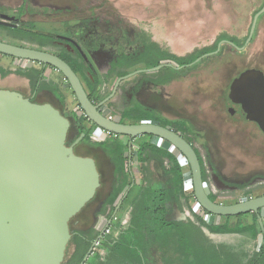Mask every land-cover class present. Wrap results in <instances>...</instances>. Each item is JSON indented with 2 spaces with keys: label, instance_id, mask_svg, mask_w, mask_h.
<instances>
[{
  "label": "rangeland",
  "instance_id": "1",
  "mask_svg": "<svg viewBox=\"0 0 264 264\" xmlns=\"http://www.w3.org/2000/svg\"><path fill=\"white\" fill-rule=\"evenodd\" d=\"M1 1L4 2V0ZM25 4L28 8L25 9L20 24L33 27L36 32L51 33V39L48 42L45 40L44 46L47 49L58 52L60 47L65 48V45L53 43L57 35L76 37L75 39L83 42V50L91 54L87 53V63L91 65L90 60L93 58L94 65L97 66L96 72L101 75L102 83L95 102H100L112 92L120 76L119 71L129 72L135 68L153 66L147 62H153L155 58L164 55L190 59L203 50L212 49L223 35L243 41L245 36L243 26L248 27L252 15V12L250 14L243 9V0H26ZM246 15H248V23H246ZM36 22L38 27L35 26ZM21 30L20 28L16 30L0 28V39L6 41L5 39L16 40L17 38L22 45H38L37 38L40 36L18 32ZM85 34L95 38L96 41L84 42L82 38ZM263 47L264 28L261 27L253 51L257 53ZM121 54L124 57H121ZM231 55L239 57L233 53ZM261 55L256 57L260 59ZM132 58L138 59V63L133 65ZM14 60L9 55H0V68L3 73L7 71L6 75L0 71V89L25 91L28 94L33 88L40 93L41 88L35 89L31 77L27 76L31 80L28 84L25 76L17 71L20 69L28 72L30 67L34 68L36 65L37 69H40L41 65L27 59L15 60L16 62ZM222 60L223 58L220 57L214 59L213 55L207 56L194 64V68L188 72L179 74H171L167 69L158 76H153L150 72L137 74L121 81L111 100L116 102L119 108H125L134 101L162 117L182 116L185 120H189L191 123L188 125L192 129L190 135L194 137V145L200 148L206 167L205 188L208 192L215 194L219 202L236 203L264 194V160L255 167L250 166L248 162L243 164L245 161L242 159L243 154L235 151V153H229V159L225 161L222 149L223 141L225 143L227 141L224 140V136L221 137L216 121L213 118L212 124L200 120L201 112H205L207 116H214L211 108L212 97H218V91L225 88L226 83L228 86L231 79L238 74L237 69L228 71L227 65H223ZM160 63L179 66V62L171 58H161ZM48 69L51 67L48 66ZM44 75L43 83L48 84L47 81H50L51 88H56L65 96L61 100L57 93L55 95L51 93L55 97L54 99L52 96V101L72 122L68 135L70 143L79 136V129L71 115L69 116L72 111L81 113L77 99L61 72L52 67L51 70H46ZM223 81H225L224 84ZM157 93L168 97L167 105L159 103ZM34 99L40 102L48 100L39 94ZM140 99L143 100L142 103H139ZM156 106L159 110L155 108ZM209 108L211 109L208 110ZM103 109L106 114H111L116 120L119 119V116L112 113L107 104L103 106ZM78 118L86 130L90 131V139L82 140L76 146V151L79 155L97 158L103 186L93 201L73 218L71 229L73 231L86 229L97 219H100V227H103L109 219H112L114 228L108 229L106 234L108 239L114 240L129 227L131 216L136 208L132 204L122 203L114 216L110 218L102 216L101 212H104L107 204L106 199L112 193L117 181L115 164L98 145L105 140L95 135V130L98 129L96 125L80 119V116ZM258 135L260 136L257 140L264 147V136ZM114 138L115 136L111 135V139L107 140L113 141ZM139 139L140 137L134 139V148H138ZM147 139L169 150L183 166L187 164L185 157L166 140L160 137ZM229 148L230 151H234L233 144L230 143ZM145 155L148 157L145 163L150 172V179L156 184L157 191H164L166 196L165 220L180 223L191 220L198 223L188 208L180 207L171 170L173 162L163 154L150 149L145 151ZM133 167L134 179L137 183H141V173L135 169V164ZM185 170L184 190L190 192L193 187L191 171L187 168ZM180 198L183 202L185 201L183 196ZM191 203L194 210L202 216L205 215L208 221H222L218 215L205 214L195 200L192 199ZM151 205L154 203L151 202ZM186 211L188 212L185 213ZM146 217L147 222L143 228L145 233L143 253L146 264H225L227 260L225 257L216 260L212 255L203 261L194 253L187 256L177 239V232L162 228L160 223L154 221L155 214L152 212L146 214ZM261 217L264 222V208L261 210ZM243 220L252 222V215H248ZM235 221H237L236 218L233 222ZM202 231L210 237V241H216L215 244L208 241L206 245H226L235 253L237 264L245 263V260L262 245L261 233L258 234L253 249L246 252L247 239L243 234H216L211 233L206 227H202ZM203 245L200 247H205ZM141 260H143L142 256ZM134 264L143 263L135 260Z\"/></svg>",
  "mask_w": 264,
  "mask_h": 264
},
{
  "label": "water",
  "instance_id": "2",
  "mask_svg": "<svg viewBox=\"0 0 264 264\" xmlns=\"http://www.w3.org/2000/svg\"><path fill=\"white\" fill-rule=\"evenodd\" d=\"M263 11L264 7L255 15L248 41ZM221 43L214 53L219 51ZM229 43L238 50L243 49ZM0 53L49 65L61 72L90 122L108 133L128 137L129 165L132 164L133 140L137 137L149 134L171 143L190 166L194 196L202 208L218 216L255 213L264 235L261 217L264 194L236 203L212 200L204 185L199 155L181 133L155 121L120 122L102 110L116 94L121 81L165 66L191 67L211 53L202 54L188 64L160 63L119 76L112 92L100 102L90 98L79 75L55 53L1 40ZM229 98L240 104L247 118L257 122L264 132L263 71H242L230 85ZM71 124L50 102H38L18 90L0 89V264H63L74 235L70 222L95 197L102 184L96 159L75 152L86 133L81 132L72 143H67ZM111 223L109 219L99 238L104 237Z\"/></svg>",
  "mask_w": 264,
  "mask_h": 264
},
{
  "label": "trees",
  "instance_id": "3",
  "mask_svg": "<svg viewBox=\"0 0 264 264\" xmlns=\"http://www.w3.org/2000/svg\"><path fill=\"white\" fill-rule=\"evenodd\" d=\"M227 46L231 47L230 45ZM214 48H216V46ZM209 50L211 49L203 50L195 54L190 59H179L173 55H164L163 57L155 58V60L151 62L149 65H153V66L158 65L160 63L161 58L162 59L171 58L174 59L175 61L177 60L179 62V65L188 64L191 63L193 60H195L198 56L202 55L203 53H206ZM0 55L3 56L6 54L0 53ZM60 57H62L72 66L74 71L79 75L90 98L96 100L97 95L99 93L100 85L102 83L100 75L87 63L85 58L80 53H78V56H73L70 53L63 51L60 54ZM13 59H17V58L13 57ZM48 66L49 65L43 66L40 69H34L32 70L33 72H29V71L23 72L20 69H18L19 71L17 72H19V74L31 77L35 89L43 88V87L51 88L49 84L45 82L43 83L44 80L43 78L45 76L44 75L45 69H48ZM192 68H194V65L193 67L192 66L185 67L182 69L166 66L161 68L160 70L153 71L150 73L153 74V76H158L163 73V70L167 69L169 72H171V74H179V73L188 72ZM0 71L2 72L3 70L0 68ZM4 72L5 73L3 72L2 73L6 75L7 71ZM118 73L120 76H122L127 74L128 71H119ZM52 90L58 94L61 100H63L65 96L62 93H59V91L56 88H52ZM228 90H229L228 86H225V88H221L220 91H218L217 96H221L225 98V95L228 94ZM107 107L110 108L112 113H115L119 116L118 120L120 122L139 123L142 121H155L163 126H169L173 128L175 131L181 133L189 142L193 144L199 155V159L202 165L203 179L205 185L206 167L204 165V160L200 152V148H197L194 145V137L190 135L192 129L190 128V126L188 125L189 123L186 120L180 118L171 119L167 117H162L161 115H158L153 111L146 110L145 108L135 103L134 101H132V103L125 108H119L116 102L110 100L107 103ZM70 115L79 129V135L81 132H85L86 135L84 137V140L85 141L89 140L90 131H87L85 126L80 122L78 118L79 113L77 111H72L69 114V116ZM83 120L89 121L87 117H85ZM112 135L115 136L113 141L105 140L98 143V145L105 151V153L108 154V156H110V158L114 162L115 173L117 175L116 184L113 188L112 194L107 200L106 208L104 209L103 214L107 215V217L109 218L112 217V214L115 211L117 203L123 197H124L123 203L132 204L136 208V211L131 216L129 227L123 230L117 239L110 240L107 238V236L105 237V239L107 240V244H109L112 248L113 257L118 256V260H120V262H124L129 257L131 259H133L134 257L135 260L141 261V256L145 246V233L143 228L147 222L146 214L152 212L153 214H155L154 221L156 223H160L162 228L163 227L165 229L169 228L172 231L177 232L178 234L177 239L179 240V243L183 247L187 256H190L192 253H194L196 254V257L199 258L200 256V258L203 259V261H206L209 258V256L213 255L216 260L225 257L227 259L225 261V264H237V262H235V257H236L235 253L231 251L229 247H226V245L205 244L209 241V238L202 231V227H206L211 233H216V234L235 233V234L248 235L253 240H256L258 238V234L261 233L262 245L260 249L254 252V254L251 256L250 261L243 264H264V235L260 228L258 216L255 213H244L235 216H220L222 218V221L220 222L208 221L205 215L202 216L201 214L197 213L194 210V206L192 205L191 200L193 199L195 200V202H197V200L194 197L193 187H192V191L190 192L184 190V181H185L184 173L186 171L185 169L187 168L188 170H190V166L187 160H186L187 164L183 166L173 155V153L161 147L160 145H156L153 142L148 141L147 139L149 137L157 138V136L146 134L139 136L140 139L137 142L138 148L135 147L136 149L134 148L135 143L133 140L132 164L129 165V152H128L129 139L125 138L127 137L125 135H115V134ZM170 146L176 149L172 144H170ZM147 149H150L154 152H159L164 156L168 157L173 162L171 170L173 172L174 185L176 187V190L178 191L177 198L180 207L188 208L194 214L198 223L191 220L185 223H180L179 221L169 222L165 220L164 214L166 212V206H165L166 196L164 191L163 192L160 191L161 193L157 191L156 184L153 182L152 179H150L149 176L150 172L147 167V164L145 163L148 161V157L145 155V151ZM176 151L179 152L177 149ZM134 164L136 166L135 169H137L141 173V177H142L141 183H137L134 179V174H135L133 167ZM125 191H127L126 195H125ZM208 194L212 200L217 201V196L215 194L210 192H208ZM180 196H183L185 198L184 202L181 200ZM151 202H153L154 205H151ZM202 209L205 212V214H209V215L211 214L213 216H216L215 214L206 211L204 208ZM248 215H252V222L243 220L244 218H247ZM235 218L237 219V221L233 222ZM98 233H99L98 229H92L89 237L88 236L83 237L82 234L78 233L76 234L75 239L89 240L90 238L95 237ZM199 237H201V239H199ZM200 245H203L205 247L202 248L200 247ZM83 255L84 252L80 254L77 253L74 256L75 261L81 260Z\"/></svg>",
  "mask_w": 264,
  "mask_h": 264
},
{
  "label": "flooded vegetation",
  "instance_id": "4",
  "mask_svg": "<svg viewBox=\"0 0 264 264\" xmlns=\"http://www.w3.org/2000/svg\"><path fill=\"white\" fill-rule=\"evenodd\" d=\"M21 2H22V4H21ZM25 2H26V0H19V1L4 0V2H2V1L0 2V17H2V19L0 18V21H2V23H0L1 29L2 28L3 29H7V28L9 29L10 28V29L16 30V29L20 28L22 30L18 31V32H20L22 34L25 33V35H32L33 34V35L40 36L37 38V44L38 45H36V46L27 45V47H32V48L39 49V50H45V51H48L51 53H55L59 56L63 51H66L73 56H78V53H80L85 58V60L87 61L86 56H87V53L90 54V52H88L87 50L86 51L83 50L84 49L82 47L83 42L81 43V41L79 39H75L76 37L74 38V37H70V36H66V35H57L56 39L53 40V43H56V44H59L62 46L65 45V48L60 47V50L58 52H55L53 50L47 49L44 46V45H46L45 40H47V42H48L51 39V36H52L51 33H49V32H36L33 27L21 25L20 24L21 23V17L23 16L25 9L28 8V6H27V4H25ZM263 7H264V0H243V9H246V11L248 13L250 12V14L252 12L251 18L249 19L248 27L246 28V26H243V32L245 33L243 41L239 40L236 37L225 35L224 38H222L223 37L222 36L221 38H219L216 41V44H215L216 48H214L215 47L214 46L211 50L206 52V53H211L208 56L213 55L214 59L217 57L223 58L222 63H223V65H227L228 71H230L232 69H237L238 74L235 75L236 77L242 71L244 72L247 69H258V70L263 71V73H264V53H263L264 47H263V49H261L257 53H255L253 51L254 44H255L258 36H259V31H260L261 27L264 28V11L258 16L256 26H255V29L253 32V36L248 41L254 17ZM252 9H255V10H252ZM7 10H10L11 12H8ZM247 18H248V15L245 16L246 23H248ZM35 26L38 27L37 22L35 23ZM15 39L16 40L5 39L6 40L5 42L12 43L15 45H20V46H26V45H22V43L18 42L17 38H15ZM82 39L84 42L96 41L95 38H93V37L91 38V36H89L87 34H85ZM229 41L235 43L237 46H243V49L242 50L236 49L231 43H229ZM220 42H222V43H221L219 51L217 53H214L217 50L218 44ZM225 44L230 45L231 47H229ZM223 46H227V47H223ZM232 53L236 54L239 57L238 58H236V56L232 57V55H231ZM203 54H205V53H203ZM256 54H259V55L262 54L261 58L260 59L257 58L256 56H259V55H256ZM121 57H124V55L121 54ZM131 60H132L131 62L133 65L138 63V59L134 60L132 58ZM219 60L220 59H218V61ZM147 63L150 64L151 62H147ZM36 64L37 65L40 64L41 67L47 66V65H44V64L39 63V62H36ZM90 64H91L90 66L91 67L93 66L92 68L95 70L97 66L94 65L95 63H94L93 58H92V61L90 60ZM109 65L111 66L110 63H109ZM147 67H152V66H147ZM147 67L135 68L132 71H129L128 73L133 72V71L138 70V69H141V68H147ZM51 69H52V67H51ZM46 70L47 69H45V71ZM143 73H149V72H143ZM139 74H141V73H139ZM134 76L135 75H133L132 77H134ZM235 76L231 79V81L228 84L229 90H230V85H231L233 79L235 78ZM132 77H130V78H132ZM224 82L225 81H223V84H224ZM229 90H228V94L225 95V98L221 97V96H218L216 98L212 97L211 108H212V113L214 114V116L213 117H212V115L207 116V114L205 112H201L200 116L202 117V119H200V120L202 122L206 121L205 123H212V124H213V118L216 121V125H217L218 129L220 130L221 137L224 136V140L227 141V143H225V141H223L224 143H223V149H222V156L225 157V161H228L229 153H232V152L235 153V151H237L238 153L243 154L242 159H245V161H243V164L248 162V164L250 166L255 167L260 163L261 160H264V147L257 140L260 136L258 134H262V136H264V132L261 130V128L257 122H255L253 120H249L247 118L246 113L242 109V106L240 104L234 103L229 98ZM32 98L34 99L35 97H32ZM38 102H40V101H38ZM43 102H49V101H43ZM50 103H52V102H50ZM211 108H209L208 110H210ZM208 112L211 113V111H208ZM72 142H70V143H72ZM67 143L70 144L68 141H67ZM230 143L234 145V151H230V148H229ZM75 152L77 153L76 147H75ZM86 156H88V155H86ZM261 158H263V159H261ZM95 159L97 161V165L99 168V164H98L99 162H98L97 158H95ZM102 186H103V182H102L100 188ZM99 189L97 190V193H98ZM97 193H96V195H97ZM110 195L107 197L106 202H107L108 198L110 197ZM93 199L91 201H93ZM91 201H89L85 205V207H87V205L90 204ZM101 214L103 217H107V215L103 214L102 212H101ZM73 218H72V220H73ZM72 220H71V222H72ZM71 222H70V226H71ZM103 227H100V219L99 220L97 219L95 223L93 222L91 225H88V227L86 229H81V230H76V231H73L71 229V231L74 233V235L68 244L66 256H65V260H64L63 264H134V261H135L134 257H133V259H131L129 257L126 261L120 262V260H118V256H114V257L112 256V248L109 244H107V240L105 239L106 233H105L103 238H99L101 229ZM92 229H98V231H99V233L95 237L90 238L89 240H87V239L76 240L75 239L76 234H78V233L82 234L83 237H85V236L89 237ZM82 252H84L82 259L79 261H75L74 256L77 253L80 254ZM87 254H88V256L85 259ZM142 257H143V260H141L140 263L146 264L144 253H142Z\"/></svg>",
  "mask_w": 264,
  "mask_h": 264
},
{
  "label": "crops",
  "instance_id": "5",
  "mask_svg": "<svg viewBox=\"0 0 264 264\" xmlns=\"http://www.w3.org/2000/svg\"><path fill=\"white\" fill-rule=\"evenodd\" d=\"M21 4H22V2H21ZM15 61V60H14ZM13 61V62H14ZM92 61V60H91ZM16 62V61H15ZM92 63V62H91ZM31 69H30V71H32V70H34V69H37V67H36V65H34V68H32V67H30ZM49 70H51V69H47V71H49ZM29 71V72H30ZM95 71H97V68L95 69ZM25 77V79H26V81L28 82V84H29V82L31 81L30 80V78L29 77H27L26 75H24ZM101 76V75H100ZM127 80V79H126ZM48 82V84L50 85V87L52 86L51 85V82L50 81H47ZM31 84V83H30ZM19 91V90H18ZM32 91V92H31ZM40 91V93H38V91H34V89L33 88H31L30 89V92L27 94L25 91H23V93L24 94H26V95H30V97H36V95L37 94H39V96L40 95H42V96H44V97H46L48 100H46V101H49V102H52L54 105H56L53 101H52V96H53V98L55 99V97H54V95H55V93L52 91V88H46V87H43L41 90H39ZM22 92V91H21ZM54 93V95H52V94ZM156 97L157 98H159L160 100H159V103H161V104H166L167 105V99H168V97L167 96H165L164 94H160V93H157L156 94ZM142 99H140L139 100V103H142ZM146 101V100H145ZM143 104H145V103H143ZM146 105V104H145ZM152 105V104H151ZM57 106V105H56ZM156 109H158L159 110V108L156 106L155 107ZM167 108V107H166ZM167 118H169V117H167ZM177 118H180V119H182L183 117L182 116H178V117H173V118H171V119H177ZM184 120H185V118H183ZM188 123H191L189 120H186ZM192 121V120H191ZM193 122V121H192ZM95 135L97 136V137H99V138H101L102 140H107V139H111V133H107L106 131H103V130H101V129H96L95 130ZM125 138H127L128 139V137H125ZM197 147V146H196ZM198 148V147H197ZM188 211H186L185 213H187ZM114 223L112 224L111 223V225H110V227L108 228V229H112V228H114ZM106 236H107V234H106ZM207 237H208V235H206ZM243 236H244V238H246L247 239V241H246V246H245V248H246V252H248V251H250V250H252L253 249V245H254V243H255V240H253L250 236H248V235H244L243 234ZM208 238H210V237H208ZM211 239H209V242H212L213 244H215L216 243V241H210ZM145 247V246H144ZM245 250V249H244ZM254 254V252L252 253V255ZM251 255V256H252ZM251 260V257L250 258H248L247 260H245V263L246 262H248V261H250Z\"/></svg>",
  "mask_w": 264,
  "mask_h": 264
},
{
  "label": "built area",
  "instance_id": "6",
  "mask_svg": "<svg viewBox=\"0 0 264 264\" xmlns=\"http://www.w3.org/2000/svg\"><path fill=\"white\" fill-rule=\"evenodd\" d=\"M16 60H19V59H16ZM79 107V109H80V111H81V113H79V111H77L78 113H79V116L81 117L80 119H84L86 116H85V114H84V112L81 110V108H80V106H78ZM102 110H103V112H104V109L102 108ZM105 113V112H104ZM81 114L83 115V116H81ZM109 117H111V118H113L112 117V115L111 114H107ZM114 119V118H113ZM108 230V229H107Z\"/></svg>",
  "mask_w": 264,
  "mask_h": 264
},
{
  "label": "bare ground",
  "instance_id": "7",
  "mask_svg": "<svg viewBox=\"0 0 264 264\" xmlns=\"http://www.w3.org/2000/svg\"><path fill=\"white\" fill-rule=\"evenodd\" d=\"M171 144V143H170Z\"/></svg>",
  "mask_w": 264,
  "mask_h": 264
}]
</instances>
